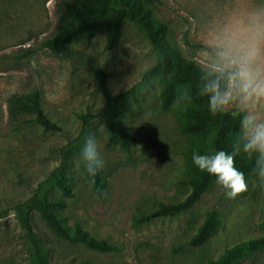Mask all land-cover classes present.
Here are the masks:
<instances>
[{
  "label": "rangeland",
  "instance_id": "rangeland-1",
  "mask_svg": "<svg viewBox=\"0 0 264 264\" xmlns=\"http://www.w3.org/2000/svg\"><path fill=\"white\" fill-rule=\"evenodd\" d=\"M64 3L92 11L95 0H0V264H35L15 207L41 186L48 197H61L49 176L65 167L73 196L62 212L67 224H79L91 236L115 248L98 253L55 236L31 212L33 231L47 250L49 264H206L220 261L226 247L264 236V190L248 182L233 199L212 181L200 200L171 217L147 224L135 221L159 204L183 200L182 184L198 140L180 133L178 108L159 109V87L144 73L158 59L144 34L125 23L116 47L106 51L104 34L82 40L69 57L41 47L66 22ZM257 0H152L156 20L167 26V39L200 64L212 30L234 14L245 13ZM105 71L114 93H126L120 121L135 138L128 152L108 141L105 100L96 93L89 69ZM40 94L45 115L63 126L45 131L31 114H16V98ZM90 114L89 137L98 142L104 160L106 196L93 195L69 148L81 128L75 114ZM193 163V162H192ZM216 211L221 226L198 247L186 245L206 216ZM236 264H264V249Z\"/></svg>",
  "mask_w": 264,
  "mask_h": 264
},
{
  "label": "trees",
  "instance_id": "trees-1",
  "mask_svg": "<svg viewBox=\"0 0 264 264\" xmlns=\"http://www.w3.org/2000/svg\"><path fill=\"white\" fill-rule=\"evenodd\" d=\"M95 2L96 5L92 11H87L74 3H64L66 22L53 37L45 39L41 47L54 54L69 57L73 47L80 41L104 34V48L106 51H111L120 39L124 24L135 25L147 38L157 55L156 65L144 73V79L157 82L160 111L167 112L172 108H178L177 117L181 122L180 133L202 143V147L195 153L212 154L220 150L230 152L233 136L238 130V122L230 115L221 113L213 115L207 110L206 99L197 95L195 87L199 77L197 67L199 64L187 59L180 47L167 39V26L153 16L152 0H95ZM89 72L95 79L96 93L106 103L100 116L106 122L108 141L128 152L136 141L131 133L124 130L120 121L127 104V95L126 93L114 94L109 89L104 70L92 67ZM184 88L191 89L192 100L178 104L176 100ZM41 104L40 94L33 92L16 98L12 108L16 114L33 115V122L45 131L62 132L63 126L48 118ZM75 117L81 121V128L68 145L77 158L81 147L89 138L88 117L90 114H75ZM236 166L245 173L247 182H252L264 190V187H261L256 178L251 175L250 160L238 155ZM188 168L187 177L182 182L189 189L188 195L179 202L159 204L155 209L142 214L135 221L136 225L147 224L158 217L178 215L200 200L215 177L201 172L192 162ZM48 180L61 197H48L39 186L28 200L15 207L18 222L26 234L35 264H49V261L47 250L42 247L33 231L30 215L33 211L39 214L45 226L55 236L64 241L79 244L98 253L115 251L109 243L94 238L79 224L72 227L67 224V217L62 212L67 207L66 200L71 198L73 193L71 177L66 168L58 167L51 173ZM85 182L94 196L102 197L97 192V190L105 192L106 189L102 169L98 171L94 185H89L86 180ZM220 226L219 214L216 211L210 212L186 245L201 246L216 234ZM262 249H264V236L226 247L220 261L209 260L206 264H236L245 255L257 253Z\"/></svg>",
  "mask_w": 264,
  "mask_h": 264
},
{
  "label": "clouds",
  "instance_id": "clouds-1",
  "mask_svg": "<svg viewBox=\"0 0 264 264\" xmlns=\"http://www.w3.org/2000/svg\"><path fill=\"white\" fill-rule=\"evenodd\" d=\"M200 64L197 95L206 99L207 110L230 115L238 122L231 151L192 154L193 164L215 177L227 198L248 190L245 173L236 166V157L252 162L251 175L264 187V0H257L242 14L218 24ZM190 88H184L176 103L191 102ZM76 165L89 185L104 167L100 147L89 137L80 149ZM106 196V192H100Z\"/></svg>",
  "mask_w": 264,
  "mask_h": 264
}]
</instances>
